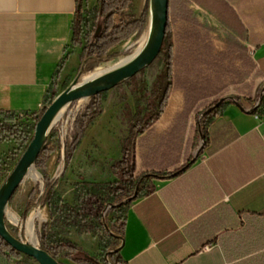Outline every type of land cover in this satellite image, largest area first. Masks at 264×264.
<instances>
[{"label":"crops","instance_id":"obj_1","mask_svg":"<svg viewBox=\"0 0 264 264\" xmlns=\"http://www.w3.org/2000/svg\"><path fill=\"white\" fill-rule=\"evenodd\" d=\"M173 4L225 21L254 71L224 101L206 144L184 93L169 94L136 148L137 172L166 177L146 181L152 192L131 203L122 264H264V0H169V15ZM76 9V0H0V112L38 113L57 77L79 73ZM108 147L121 155L118 138Z\"/></svg>","mask_w":264,"mask_h":264},{"label":"trees","instance_id":"obj_2","mask_svg":"<svg viewBox=\"0 0 264 264\" xmlns=\"http://www.w3.org/2000/svg\"><path fill=\"white\" fill-rule=\"evenodd\" d=\"M76 2L74 38L80 35L86 22L82 12L83 0H76ZM220 3L225 10L226 5L222 1ZM127 9V0H98L96 22L92 28L90 39L84 47L79 73L83 72V67L90 61L106 63L116 59V55L109 54L110 50L126 41L144 25L147 8L139 18L131 20H128L124 15ZM175 12H177L175 17L186 23L178 33L179 46L170 34L171 15H169L163 47L153 63L159 73L162 86L153 92V98L150 101L144 103L143 111L141 103L137 104L136 116L130 123L128 136L122 143L121 158L110 167V173L118 180L113 183H81L76 192V205L64 203L56 198L55 183L46 180L45 190L40 198L48 208L52 224L70 225L81 232L94 233L99 238L100 247L104 248L107 259L100 260L98 257L90 256L79 245L67 239L58 240L53 237H44L41 249L51 256L55 257L59 253H65L66 257L75 264H122L120 250L125 238L127 215L131 203L152 192L151 188L146 187V181L154 177H166L161 173L137 172L136 148L140 137L164 112L170 91L173 88H181L185 95V108H189L190 112L194 113H196V106L199 102L214 98L213 103L205 108L202 115L211 111L204 116V121L199 124L202 138L206 144L210 124L227 106L224 103L225 100H221L219 95L228 87L229 83L239 84L249 75L248 71L238 69L235 61L245 59L251 68H254L253 58L246 56L249 52L236 34L227 32L228 51L216 53L211 43L206 42L207 35L200 31L201 25L192 11L183 6ZM221 23L224 26L226 24L225 21ZM103 94L91 98V101L96 104V111L85 119L78 130L72 151L65 158L64 169L69 167L72 153L80 144L85 130L102 115L103 110L99 107V102ZM48 96L49 93L44 99L41 110L32 115L35 122L33 127L19 122L13 117L11 121L0 123V141L13 140L24 148V153L34 138L36 125L42 113L52 103ZM0 113L16 115L7 111ZM43 152L44 149L39 155L36 165H38ZM184 170L182 169L174 175H178ZM134 176L139 177L135 178ZM99 192L103 194L101 195ZM33 205V193H31L22 214L23 220L26 219ZM111 213L114 216L109 220L108 217ZM5 253L18 254L0 237V254Z\"/></svg>","mask_w":264,"mask_h":264},{"label":"rangeland","instance_id":"obj_3","mask_svg":"<svg viewBox=\"0 0 264 264\" xmlns=\"http://www.w3.org/2000/svg\"><path fill=\"white\" fill-rule=\"evenodd\" d=\"M127 1L128 9L124 13L125 17L128 20L137 19L141 16L144 9L147 8V14L144 18L145 23L126 41L110 50L109 54L117 56L113 61L129 58L139 50H142L147 44L151 33L150 0ZM177 1L180 2L181 0H172L173 3ZM97 7L98 0H83L82 12L86 22L80 35L73 40L74 46L82 47L88 43L92 28L96 22ZM175 10L178 11L180 9L177 10V5L173 4L170 17V34L178 45V33L186 23L175 17V13H177ZM196 15L200 20V31L202 34L207 35L206 42L211 43L216 53L228 51L227 31L218 18L207 10L198 7H196ZM246 56L252 59L253 55L248 53ZM113 61L106 63L90 61L83 67L82 73L65 78L57 77L50 89L48 99L53 101L60 93L73 87L76 83L83 82L87 76L100 70L108 69ZM235 65L238 69H243L245 72L248 71L249 75L254 71V68H251L245 59L236 60ZM237 85L238 83H229L228 87L219 95V98L221 100L228 99L233 95ZM161 86L162 81L159 78V73H157L155 66L150 65L133 78L105 92L99 102V107L103 110V113L85 130L80 144L72 153V159L67 169H64V161L68 153L72 151L78 130L85 119L96 111L97 107L91 99H88L74 102L62 112L60 119L48 133L44 152L38 161V165L35 164L34 169L38 173L39 178L34 180L32 177H26L8 203L6 223L14 236L24 242H31L40 248L44 237H53L58 240L67 239L79 245L85 253L88 254L90 251V256L98 257L100 260L107 259V254L104 248L100 247L99 238L94 233H84L70 225L52 224L48 208L40 198L44 193L46 180L55 183L54 192L56 198L70 205H76V192L80 188L81 183L116 182L118 179L110 173V167L121 158L120 149L109 148L108 145L114 137L115 139L118 138L122 145L128 136L130 123L136 116L137 104L141 103V110L143 111L144 103L150 101L153 98V92L157 91ZM171 92H183V90L177 87L173 88ZM213 101L214 98H209L198 103L196 114L192 117V123L199 125L204 121L205 117L202 113ZM12 117L31 127L35 125L32 115L20 116L1 113L0 123L11 121ZM86 135L87 140H85L82 147V141ZM97 137L103 140L98 143ZM23 150L24 148L17 145L13 140L0 141V189L14 170L23 154ZM134 177L138 178L139 176ZM31 193H33L34 205L26 219L23 220L22 214ZM99 194L102 195L103 193L99 192ZM32 213L39 214V217L34 221L36 236L34 240H31L27 235L28 220ZM113 216V213L109 214V220ZM12 217H17L18 223L12 221ZM55 258L61 264H75L66 257L65 253H59L55 255ZM0 264L39 263L24 254L5 253L0 254Z\"/></svg>","mask_w":264,"mask_h":264},{"label":"water","instance_id":"obj_4","mask_svg":"<svg viewBox=\"0 0 264 264\" xmlns=\"http://www.w3.org/2000/svg\"><path fill=\"white\" fill-rule=\"evenodd\" d=\"M152 28L145 47L121 67L84 80L60 93L42 113L35 135L20 157L14 170L0 189V237L16 252L35 259L39 264H61L55 257L31 242H24L12 234L6 223L9 201L24 181L44 149L49 131L60 119L62 112L72 103L91 99L108 92L122 82L133 78L146 67L153 65L163 47L169 22V0H150ZM223 102V101H222ZM209 110L206 114H208ZM204 114V116L206 115Z\"/></svg>","mask_w":264,"mask_h":264},{"label":"bare ground","instance_id":"obj_5","mask_svg":"<svg viewBox=\"0 0 264 264\" xmlns=\"http://www.w3.org/2000/svg\"><path fill=\"white\" fill-rule=\"evenodd\" d=\"M141 50H139L136 54H134L133 56L129 57V58H126V59H122V60H115L111 63V66L108 68V69H105V70H100L94 74H91L89 76H87L85 78V80L87 79H90V78H93L101 73H103L104 71H108V70H111V69H115V68H118V67H121L123 66L124 64H126L127 62H129L131 59H133ZM88 100V99H87ZM32 177L34 180H36L38 177V173L36 172V170L34 168H32L28 175L26 177ZM12 215V214H10ZM14 216V215H13ZM39 217V214L38 213H32L29 217V220H28V229H27V235L29 236V238L31 240H34L36 238L35 236V232H34V221L36 220V218ZM12 221H14L15 223H18V218L17 217H12Z\"/></svg>","mask_w":264,"mask_h":264},{"label":"built area","instance_id":"obj_6","mask_svg":"<svg viewBox=\"0 0 264 264\" xmlns=\"http://www.w3.org/2000/svg\"><path fill=\"white\" fill-rule=\"evenodd\" d=\"M263 97H264V89H263ZM262 119L264 121V112H263V115H262Z\"/></svg>","mask_w":264,"mask_h":264}]
</instances>
